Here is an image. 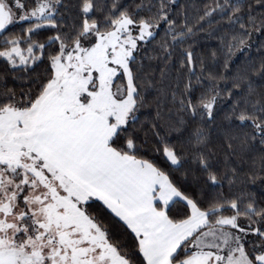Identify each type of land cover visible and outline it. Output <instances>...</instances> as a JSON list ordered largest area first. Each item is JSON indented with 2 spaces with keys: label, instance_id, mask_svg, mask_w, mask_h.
<instances>
[{
  "label": "snow or ice",
  "instance_id": "1",
  "mask_svg": "<svg viewBox=\"0 0 264 264\" xmlns=\"http://www.w3.org/2000/svg\"><path fill=\"white\" fill-rule=\"evenodd\" d=\"M201 33L222 62L193 51ZM254 34L264 0L194 17L179 0H0V264H264V204L231 164L259 153L241 184L264 181V61L231 68ZM221 112L239 130L222 162Z\"/></svg>",
  "mask_w": 264,
  "mask_h": 264
},
{
  "label": "trees",
  "instance_id": "2",
  "mask_svg": "<svg viewBox=\"0 0 264 264\" xmlns=\"http://www.w3.org/2000/svg\"><path fill=\"white\" fill-rule=\"evenodd\" d=\"M124 2L126 4H132L133 0H124ZM139 2L140 0H135V3ZM206 3H208V0H179V4L185 6L189 15L193 17L197 14L202 13L203 5ZM177 11H181V9H177ZM162 35L163 34L161 33V36ZM205 36V33H201L194 38L195 46L193 48V51L198 55L202 53L210 64L211 50L215 49L217 52L218 62H222L224 59V54L221 51L220 41L216 38L206 39ZM249 43L252 44L251 49H245L243 52L236 53V55L233 57L231 63L233 72H235L236 70H240L241 72H243L249 67L258 68L260 63L264 61V47H261L262 43H264V35L254 34L253 40L249 41ZM248 61H252L251 66L247 63ZM0 71H2V69H0ZM252 79L258 88L260 87V85L264 84V80H261L260 77L253 76ZM8 86L17 88V90H19L22 87V82L15 81L11 77H9ZM231 103V101H227L224 104L225 111H227L231 107ZM223 115L224 113L221 112L217 116L215 124L211 125L209 129L213 148L217 151V156L221 160V162L223 161V149L226 145L227 135L239 131L234 128V125L224 120ZM235 143L236 142H234V144ZM237 151L239 152V149H237ZM258 156L259 153H249L245 156L244 160H241L238 157H234L231 160V164L234 167L238 166V172L240 173L237 178V187H247V189L255 195L257 203L264 204V181L257 180L255 184L248 185L241 184V181L246 179L247 173L255 172L259 167L260 161L257 159ZM254 162L255 167L253 166ZM224 192L225 194H228V185L226 183L224 186Z\"/></svg>",
  "mask_w": 264,
  "mask_h": 264
}]
</instances>
